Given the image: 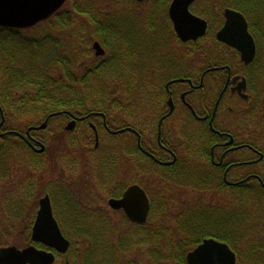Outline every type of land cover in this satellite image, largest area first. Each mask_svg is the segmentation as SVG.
Listing matches in <instances>:
<instances>
[{
    "label": "flooded vegetation",
    "instance_id": "obj_1",
    "mask_svg": "<svg viewBox=\"0 0 264 264\" xmlns=\"http://www.w3.org/2000/svg\"><path fill=\"white\" fill-rule=\"evenodd\" d=\"M111 1L127 3L128 6L115 13L128 14L134 25L141 28L149 15L150 2L155 0ZM159 1L161 8L157 11L162 14L164 23L157 24L162 31L155 33L160 35L155 46L146 48L143 41L135 42L132 33H124V28L114 29L112 35L123 40L110 49L97 39L91 43L95 60H102L108 53L109 60L116 65L114 75L128 79L127 89H114L117 103L100 104L86 113L64 109L53 113L58 114L53 121L47 116L39 124L29 123L34 118L32 115L31 119L27 117L29 122L24 130L20 129L16 118L21 115L16 114L14 108H7L5 103L0 104V148H7L0 152V181L11 183L12 173L20 178L21 172L6 165L7 161L18 163L20 141L33 155L45 151L40 131L54 122L58 124L57 132L69 137L70 142L66 140L69 144L93 141L92 148L81 153L97 164L98 167L91 165L98 184L108 181L110 186L103 185L104 190L119 192L118 195L108 192L106 205L120 212L124 222L134 223L122 208H112L108 200L119 199L129 186L137 185L145 192L150 208L157 207L155 202L164 207V213L174 208L175 228L180 238L198 240L194 245L184 246L185 255L203 240L214 239L229 247L234 254V264H264V54H258L259 48H264V19L257 22V6L247 7V16L227 6L229 0L218 7L210 0H193L188 4V11L206 22V30L196 38L182 41L169 16L173 0ZM140 8L147 9L136 12ZM226 9L239 12L245 19L254 43V55L249 61L242 58L237 48L217 38L226 20ZM94 42L100 44L102 55H95ZM182 44L190 48L184 57ZM181 73L184 75L180 76ZM134 78L142 79L145 85L139 87V93L135 92ZM44 121L45 126L38 128ZM40 143L44 144V149L39 152ZM107 157H112L111 167L102 168L100 161ZM121 162L134 172L132 180L124 184L120 182ZM33 165L34 162L28 164ZM147 181L156 182L155 189L151 191ZM50 186L52 196L47 192L43 196H49L61 232L53 206L55 202L59 205L58 200L68 205L70 201L79 208V215L87 214L74 220L94 221L103 211L101 208L95 214L89 213L68 183L52 181ZM183 190L192 191L193 200L178 199L175 192L178 191L180 197ZM7 194L10 200H5V204L16 207L19 192ZM150 208L143 223L150 215L164 218ZM66 219L63 217L65 221L69 218ZM224 239L229 240L233 248ZM31 242L28 246L52 251L55 260L67 254L70 248L60 254L42 244L39 247L36 241ZM5 246L15 245L0 247ZM65 264H69L68 259Z\"/></svg>",
    "mask_w": 264,
    "mask_h": 264
},
{
    "label": "trees",
    "instance_id": "obj_2",
    "mask_svg": "<svg viewBox=\"0 0 264 264\" xmlns=\"http://www.w3.org/2000/svg\"><path fill=\"white\" fill-rule=\"evenodd\" d=\"M81 1L85 3V6L81 7L82 10L76 1L72 3L71 9L66 8L65 3L50 19L41 22V26H46L47 31L40 34L36 31H31V35L27 33L29 30L41 29L39 24L30 29L0 27V104L5 103L11 110L14 108L13 111L21 116L33 115L31 124H39L47 116L52 120L58 116L53 113L64 109L86 113L87 110L98 108L100 104L117 103L118 95L114 89H127L130 86L127 77L114 75L116 65L109 60L108 53L102 60L94 59L83 71L76 72L80 69L77 64L80 56L78 44L73 40L67 43L57 30L67 32L69 28L72 36L81 40L84 37L95 38L108 49L123 40H118L112 35L116 28L132 26L129 30L131 33L135 30L145 31L133 39L150 46H155V42L160 39V35L155 34L162 31L157 24L164 23L162 14L157 11L161 8L159 0L150 2L149 15L143 20L144 26L141 28L134 25L135 22L128 14L98 12L88 0ZM227 6L241 10L245 15V12H248L247 7L257 6V22L261 21L262 17L264 19V0H230ZM152 8L156 9L152 11ZM72 15H83L86 18H80L79 25H74ZM257 30L259 32V29ZM134 81L135 92L139 93V87L145 86L143 80L134 78ZM19 148L31 152L23 141H20ZM4 149L7 150L0 148V152ZM110 161L112 157H107L100 161V166L111 167ZM94 165L97 166L95 163ZM107 182L102 181V185ZM46 192L52 196L51 192ZM110 194L114 195L115 192L110 191ZM118 194L119 192H116L115 195ZM67 202L70 205L66 201L62 204L58 200L59 205L55 202L53 206L62 232L70 240L68 252L70 251L71 264H141L122 262L120 257L121 254L138 247H144L148 264H187L186 252L182 250L184 246L198 242L180 238L175 225L166 227L152 215L143 224L128 222L127 228L120 232L113 229L106 215L102 213L97 214L98 217L94 221L74 220V217L79 218L87 214L82 212L79 215V208L70 201ZM155 204L157 207L153 209L152 206V212H156L158 216L165 215L164 207L158 202ZM21 205V202L16 205L17 211ZM63 217L70 220L65 221ZM76 240H81L84 245L80 252L77 248L71 249ZM224 240L230 243L229 240ZM31 243L28 235L25 245ZM230 244L233 248V244ZM37 245L42 246L40 243Z\"/></svg>",
    "mask_w": 264,
    "mask_h": 264
},
{
    "label": "rangeland",
    "instance_id": "obj_3",
    "mask_svg": "<svg viewBox=\"0 0 264 264\" xmlns=\"http://www.w3.org/2000/svg\"><path fill=\"white\" fill-rule=\"evenodd\" d=\"M74 1H76V4H78L80 10H82V6H85V3L81 0H66V8L71 9V5L74 3ZM210 1L217 7L221 6V3L224 4V2H227V0ZM88 2L91 3L93 7H95V11L105 13H115V11L124 9L126 6H128L127 3H115L111 0H88ZM146 9L147 8H140L136 12L142 13L139 11H144ZM72 18L74 21L72 24L79 25V19L86 17L83 15H72ZM38 26L42 28L37 30H29L27 33L31 35V31H36L38 34H40V32L47 31L46 26H41V24ZM131 27H125L124 33H129ZM57 33L60 36H63L67 43L69 40H73L75 44H78L80 56L78 58L77 64L80 69H77L79 71L76 70V72L80 73L90 64V62H94L95 56L91 50V43L93 40H95V38L92 39L89 37H84L83 40L78 39L76 36H72L70 34L69 28L67 32L57 30ZM141 33H145V31L135 30L132 32V35L135 38L141 36ZM262 39H264V35ZM145 45L146 48L150 47L148 44ZM180 48L182 50L183 57L190 50L189 45L182 44ZM258 51L259 55L264 54V48H259ZM178 111L174 118L177 117ZM27 117L30 119L32 116H16L20 122L19 124L21 125L20 129L22 130H24L28 124L29 120H27ZM181 117H183V114H181ZM57 128L58 124L51 122L45 130L40 131L42 139L46 144V149L43 153L33 155V153H30L29 150L24 151L18 147L20 150L17 156V159H19L18 163L12 164L8 161L6 162L7 166H13L12 169L14 171L21 172V175L20 178H15L12 173L13 178L11 183H7V181L5 183L0 181V246L15 245L17 247H22L25 245V238L29 235V224L33 220L35 209L37 207V201L41 196H43L44 193H46V191L52 192L53 187L50 186L52 181L56 183H68L71 188L74 189L77 198L82 202V206H84L85 209L89 211V213L95 214L96 212L101 211V208H103V211H101L102 214L106 215V218L116 231L120 232L127 228V223L124 222L123 218H121V213L118 211H112L106 205V199L109 197L108 192H110V189L104 190L103 185L98 184V182L95 180L91 165L94 163V161L92 162L91 159L88 160V158L83 156L81 153L82 150L84 151L89 147L91 149L93 141H90V143L86 144H69L67 143V141H69V137H64L62 132H57ZM31 162H34L35 166H28V164ZM121 167L123 168H121L120 171V182L124 184L132 180L134 177V172L132 168L129 166L127 167L126 164H123V162H121ZM147 184L151 191L156 187V182L147 181ZM107 185L110 186V183L107 182ZM15 186L19 188L18 190L16 188L14 191ZM8 192H19V194H17L18 200L19 203L21 202L22 204L19 211H17L16 207L5 204V200H10L6 197L10 195L7 194ZM182 193L183 194L180 197L178 196V191L177 194L175 192V195L178 199L183 198L193 200L194 196L191 194L192 191L183 190ZM167 211L168 212H165V215H161L164 218H158V222H162L166 227L170 228L172 225H175V212L174 208H168ZM15 214L17 215V218L14 219L13 217ZM107 235L108 234H106V236ZM73 248L79 249L80 252L84 248V245L81 240H76L75 245L71 247V249ZM69 253L70 251L67 254L61 255V257L56 259L52 264H64L66 263V259H68V263L71 264ZM120 257L122 258V262L131 261L141 264L147 263L144 247H138L136 249L134 248L125 254H121Z\"/></svg>",
    "mask_w": 264,
    "mask_h": 264
},
{
    "label": "water",
    "instance_id": "obj_4",
    "mask_svg": "<svg viewBox=\"0 0 264 264\" xmlns=\"http://www.w3.org/2000/svg\"><path fill=\"white\" fill-rule=\"evenodd\" d=\"M193 0H173L169 16L175 32L182 41L196 38L205 33L206 22L188 11V4ZM65 0H0V26L26 28L43 21L54 14ZM226 20L217 32V38L237 48L245 61L254 55V43L247 31L244 17L237 11L226 9ZM95 55L104 53L98 42L92 45ZM170 111L172 103L169 99ZM44 121L38 128H43ZM37 151L44 149L40 143ZM112 208H122L130 221L143 223L149 212V201L145 192L137 185L129 186L119 199L110 198ZM31 240L42 243L45 247L64 253L69 247V240L62 234L53 216L49 196L39 199V208L31 229ZM55 256L52 251L38 249L33 245L24 248L16 246L0 247V264H52ZM188 264H234V254L229 247L214 239H205L186 254Z\"/></svg>",
    "mask_w": 264,
    "mask_h": 264
},
{
    "label": "bare ground",
    "instance_id": "obj_5",
    "mask_svg": "<svg viewBox=\"0 0 264 264\" xmlns=\"http://www.w3.org/2000/svg\"><path fill=\"white\" fill-rule=\"evenodd\" d=\"M53 15H51L49 18L43 20V21H39L38 23L34 24L33 26H30V27H26V28H15V29H30V28H33L35 27L36 25L40 24L41 22H44V21H47L48 19H50ZM0 27H4V26H0ZM6 28H11V27H6ZM151 209V208H150ZM147 219V217H146Z\"/></svg>",
    "mask_w": 264,
    "mask_h": 264
}]
</instances>
